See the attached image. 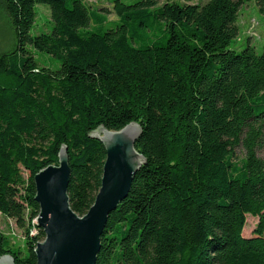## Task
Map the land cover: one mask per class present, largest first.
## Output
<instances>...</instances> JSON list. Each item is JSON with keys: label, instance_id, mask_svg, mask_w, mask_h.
I'll return each instance as SVG.
<instances>
[{"label": "trees", "instance_id": "obj_1", "mask_svg": "<svg viewBox=\"0 0 264 264\" xmlns=\"http://www.w3.org/2000/svg\"><path fill=\"white\" fill-rule=\"evenodd\" d=\"M195 1L113 0L109 21L86 0H2L14 37L0 54V214L24 243L0 232V258L37 264L34 177L63 147L84 217L106 161L92 134L137 124L145 163L96 264H264V50L230 49L244 0ZM42 5L51 28L33 35Z\"/></svg>", "mask_w": 264, "mask_h": 264}, {"label": "water", "instance_id": "obj_2", "mask_svg": "<svg viewBox=\"0 0 264 264\" xmlns=\"http://www.w3.org/2000/svg\"><path fill=\"white\" fill-rule=\"evenodd\" d=\"M141 133L139 125L130 124L116 132L101 127L92 134L102 142L106 161L100 191L84 217L70 206L71 168L66 147L59 153V166H49L34 177L35 201L40 206L36 223L45 234L35 249L37 264H96L108 218L128 197L145 163L135 147ZM0 264L15 261L6 255Z\"/></svg>", "mask_w": 264, "mask_h": 264}, {"label": "rangeland", "instance_id": "obj_3", "mask_svg": "<svg viewBox=\"0 0 264 264\" xmlns=\"http://www.w3.org/2000/svg\"><path fill=\"white\" fill-rule=\"evenodd\" d=\"M126 1V0H125ZM128 1V0H127ZM131 3L137 0H130ZM159 5L164 2L184 3L185 0H158ZM207 0H196V4H204ZM93 11L108 12L109 21L116 20L113 13V0H86ZM37 19L35 27L32 31L33 35H38L50 31V12L46 6H37ZM238 25L240 32L238 37L233 41L230 49L237 52L242 51L248 44L255 48L258 54H262L264 50V15L258 10L255 0H244L241 8ZM13 30L9 23V18L2 0H0V54L12 48ZM41 59L43 56L36 53ZM237 156L242 157V149H238ZM259 156L264 158V153L259 152ZM258 220L252 216H247V225L245 227L244 236L251 237ZM0 232L6 234L13 245H22L24 243L23 232L17 228L15 221H9L0 214Z\"/></svg>", "mask_w": 264, "mask_h": 264}]
</instances>
